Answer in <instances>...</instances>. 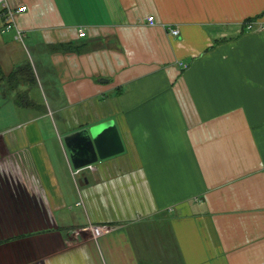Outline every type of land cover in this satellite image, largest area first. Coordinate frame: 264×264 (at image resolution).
Here are the masks:
<instances>
[{
	"label": "crops",
	"instance_id": "0c3cea01",
	"mask_svg": "<svg viewBox=\"0 0 264 264\" xmlns=\"http://www.w3.org/2000/svg\"><path fill=\"white\" fill-rule=\"evenodd\" d=\"M6 3L1 78L63 106L0 131V264H264V0ZM109 119L123 151L74 168Z\"/></svg>",
	"mask_w": 264,
	"mask_h": 264
},
{
	"label": "water",
	"instance_id": "95a60500",
	"mask_svg": "<svg viewBox=\"0 0 264 264\" xmlns=\"http://www.w3.org/2000/svg\"><path fill=\"white\" fill-rule=\"evenodd\" d=\"M63 141L74 168L88 166L123 151L118 130L111 119L67 134Z\"/></svg>",
	"mask_w": 264,
	"mask_h": 264
},
{
	"label": "rangeland",
	"instance_id": "374dc122",
	"mask_svg": "<svg viewBox=\"0 0 264 264\" xmlns=\"http://www.w3.org/2000/svg\"><path fill=\"white\" fill-rule=\"evenodd\" d=\"M18 44H20L18 42ZM21 45V44H20ZM23 54L26 53V51L22 48L21 49ZM0 73V131L7 127V125L11 124V118L16 116L19 113L22 112H33V113H39V112H55V113H61L60 110H57L59 106H63L61 103V100H59V103L53 104L50 100V98L47 100V96L50 93V89L45 85H36V84H28L26 86V89H24L22 86H19V88L10 87L7 84L6 79L1 78ZM20 93H28V95L31 97L30 99L35 103L34 108L35 109H23L22 105H16V103L23 102L24 98L20 100L17 98L16 94ZM40 105V106H39ZM40 110V111H37Z\"/></svg>",
	"mask_w": 264,
	"mask_h": 264
},
{
	"label": "built area",
	"instance_id": "2783aa9c",
	"mask_svg": "<svg viewBox=\"0 0 264 264\" xmlns=\"http://www.w3.org/2000/svg\"><path fill=\"white\" fill-rule=\"evenodd\" d=\"M7 0H0V6L3 8L2 12H1V16L3 17L4 19V25H3V30H6V29H9L11 28L12 26V18H13V15L16 13V12H21L23 10H25L26 6H18L16 8H10L9 6H7V3H6ZM147 21L149 24H152L154 22V16L150 15L147 17ZM250 22H247V24L249 26H251V24H249ZM169 33L172 35V36H176L178 33H179V30L174 27V28H171L169 30ZM78 35L79 36H84L85 33L83 32L82 29H79L78 30ZM17 39H21L22 37V34L19 30L16 31V36H15ZM91 233H92V237L93 238H99L101 235H103L104 233L108 232L110 230V226H107V225H101V224H91L90 226L87 227Z\"/></svg>",
	"mask_w": 264,
	"mask_h": 264
},
{
	"label": "trees",
	"instance_id": "16d2710c",
	"mask_svg": "<svg viewBox=\"0 0 264 264\" xmlns=\"http://www.w3.org/2000/svg\"><path fill=\"white\" fill-rule=\"evenodd\" d=\"M252 19L253 18H248L246 20V22L252 21ZM18 75H23L29 83L34 82V77H33L30 65L27 63L22 65V66H19L16 70L7 74V76H6L7 82L9 83L10 86L17 83ZM22 99L24 101L21 102V104H19V102H18L19 105H22V106H32L33 105L32 102L30 100H28V98L26 96L22 97ZM22 99H20V100H22Z\"/></svg>",
	"mask_w": 264,
	"mask_h": 264
}]
</instances>
